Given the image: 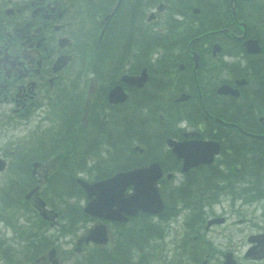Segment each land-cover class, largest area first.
<instances>
[{"label":"flooded vegetation","instance_id":"af4514ba","mask_svg":"<svg viewBox=\"0 0 264 264\" xmlns=\"http://www.w3.org/2000/svg\"><path fill=\"white\" fill-rule=\"evenodd\" d=\"M152 96L159 100L160 117L178 112L176 119L161 123V158L149 161L162 164L165 177L168 172L170 178L192 177L201 168L183 170V159L173 155L168 138L216 140L221 158L214 162L226 168L217 175L263 177L264 164L259 172L253 162H264V0H0V158L15 152L6 143L23 149L11 137L6 140L7 131L19 132L33 121L38 135L25 161L36 163L34 174L43 168L44 177L59 160L74 162L72 170L79 173L109 153L116 158L120 136L132 147H143L135 153H145L151 149ZM229 123L255 137L244 138ZM135 136L148 142L141 144ZM229 136L239 143L249 140L239 155L226 143ZM36 141L45 149L33 154ZM54 145L60 146L56 153L50 151ZM166 155L168 162L161 160ZM233 159L242 165H223ZM31 184L40 187V178ZM259 192L263 196L254 202L262 200L264 219V182ZM22 198L25 205L38 203L36 192ZM234 200L228 204L233 211ZM214 205L198 201L180 210L189 216L183 239L187 264H226V249L216 255L202 242L210 243L204 235L210 228L226 223V204L222 212ZM262 234L264 229L254 235ZM248 248L244 258L264 264V244Z\"/></svg>","mask_w":264,"mask_h":264},{"label":"rangeland","instance_id":"374dc122","mask_svg":"<svg viewBox=\"0 0 264 264\" xmlns=\"http://www.w3.org/2000/svg\"><path fill=\"white\" fill-rule=\"evenodd\" d=\"M37 128L38 124L33 121L28 126L22 127L19 132L11 130L7 131L6 140H9L11 137L12 143H18L23 146V149L22 147L19 148L22 149L21 158H25L26 152L29 151V149H27L30 146L29 143L32 144V140L38 135ZM45 134L47 135V132H45ZM3 141L4 140L1 139V144ZM35 144L37 150L33 154L40 153L45 149L44 144L41 142L36 141ZM16 145L11 146L6 143L5 148L16 150L18 149ZM30 147L33 148L32 145ZM2 148H4L3 145ZM46 148L49 149V146ZM59 148L60 146L57 147L54 145L53 149L50 151L56 153ZM81 150H84L82 149V146ZM88 154H91V152H88ZM106 157L111 159L112 153L105 155L103 158ZM148 161H150L149 158L144 160V162ZM20 162L21 159L19 162H15V160H11V158H9L5 170L0 173V243L3 244L0 247V264H15L14 262L20 264V262L24 260L27 251L33 250L32 246H29L28 243L22 241L24 235L13 230V225L11 224L14 222L26 231H30L33 234L38 233L50 241V244L44 249L41 255L47 256V250H49L51 246H55V256L60 264H86L83 257L89 252L93 244L87 245L81 242L77 245V239L79 236L85 234L87 228L91 226L95 220L89 216L80 215L74 219L73 224H70L69 219L63 215V208H67L68 205H74V203L77 202L82 207L84 203L80 194L74 196V194L71 195L65 192L59 194V192H56L59 178H63L66 175L69 176L68 171H58V166L61 165V161L59 160L53 164L54 167L57 166L54 173V168L49 166V171L46 174V177H44V170L40 167L39 174H34L33 176V174H28L30 163H28V161ZM90 163L91 162L88 164ZM131 166L125 168H129ZM26 170L28 172H26ZM77 172L78 170L75 172L72 170L71 177H75V175H77L78 177L86 180H93L92 175L96 173L94 171H91L90 173L88 171ZM37 177L40 178L41 182L39 187V191L41 189V197L46 202L47 208L57 212V217L51 221H45L44 219L43 221L41 219L43 221L42 223L36 222L33 224L32 222L35 221L36 218H40L38 216L39 214L32 205H23L21 203V198L22 195L30 188L27 187L29 185L28 179H31L32 182ZM52 177L54 185L48 187V183ZM198 179L201 178L198 177ZM14 182H16V187L18 182V187L20 186V189H23L22 192L24 193L18 196L16 205H11L8 202V194L13 193L15 186L11 185ZM2 183L5 184L3 185ZM169 191L170 189L168 187L165 188L163 185L160 186V192H162L165 199L169 195L167 193ZM54 193L56 196L53 201L51 198ZM60 200H63V203ZM229 201V198L222 197L218 202H215L213 208L217 212L223 211V207L221 205L222 203L226 204V223L224 225H217L210 228L207 233H204L205 238L208 239L210 243L205 241L202 242L208 252L212 251L218 255L222 249H226V251H231L233 253L234 258L236 261H239V264H251V260L244 258L243 255L249 245L247 236L251 233H256L259 232V230L264 229V219L261 216V212L263 211L262 200L256 202H246V205H242L245 203L236 199L233 201L234 206L237 207V210L235 211L228 206ZM20 207H22V209H20ZM9 215L10 219L9 221H6ZM186 218H189V216L185 217L184 213L181 212L177 215L145 218L151 223L156 224L154 226H159L158 228L161 231L160 236L155 238L152 237V239L154 238V242L147 247L149 254L146 257L145 264H187V256L183 248V239L185 237L187 225ZM237 219H241V222H238ZM121 228L122 227H117L115 224L108 225L109 242L105 245V249L116 246L117 239H120L118 238V232ZM202 229L201 224V230ZM181 235H183V237ZM6 246L11 247L9 248L11 259L6 256L7 251L4 252ZM26 264L46 263L40 259L37 263L35 261H27Z\"/></svg>","mask_w":264,"mask_h":264},{"label":"trees","instance_id":"16d2710c","mask_svg":"<svg viewBox=\"0 0 264 264\" xmlns=\"http://www.w3.org/2000/svg\"><path fill=\"white\" fill-rule=\"evenodd\" d=\"M158 99L155 97L150 98L151 102V117H150V133L149 138L150 142H154L155 144H150L151 149L145 153H135L136 151L133 150L132 144L129 140L125 138L119 137L118 144L116 148L117 150V157L113 158H106L109 160H100L97 162H94L92 164V170H94L98 176L101 177L104 175H107L109 173H112L115 170L119 169H126L125 167L131 166V165H137L142 162H144L145 158H154V159H160L157 153V150L162 145L163 136L160 134L158 130V126L163 122L166 123L168 120H174L178 116V112L174 110H169L167 113H164L162 117L156 114V112L160 109L158 104ZM163 111V110H162ZM246 114H248V111H244ZM177 113V114H176ZM249 115V114H248ZM164 119V121L162 120ZM232 129V128H231ZM244 138H248L247 135H242ZM148 138V139H149ZM136 141H139L141 144H145L146 140H144L142 137L137 140V137L135 136ZM252 139H255L252 137ZM145 141V143L143 142ZM249 141V140H248ZM247 141V143H248ZM231 143L235 142L230 141ZM246 143V144H247ZM245 142L236 143L233 147L234 151L232 154H238L240 151L244 149V146L246 145ZM160 145V146H159ZM87 146H85L86 148ZM110 148V147H109ZM86 150H89V147L86 148ZM111 150V148L109 149ZM82 151V150H81ZM155 151V154H154ZM149 152L153 153L152 155L149 154ZM255 152L251 153L252 155H257L259 153ZM239 155V154H238ZM167 158V157H166ZM164 158L162 160L167 161L168 160ZM227 158V157H226ZM231 161L226 160V165L230 166ZM77 166H83V162L76 163ZM242 165V163H239ZM253 164H256L255 166L258 167L257 171H261V165L264 164L263 161L260 159L257 162H253ZM75 165L74 162L68 163L66 161H61V165L58 166V171L62 172L64 170L68 171L69 176H64L63 178H59V181L57 182L56 192H59V194H62V192L71 194V195H78L80 194V189L78 187V184L75 182L74 177H71L72 173V166ZM57 169V168H56ZM55 169V171H56ZM54 171V172H55ZM199 171L201 172H212L214 175L210 178H204L203 180H194V178H188V180L184 184H179L177 188H175L174 193L169 194L167 196L168 201V208L174 209V205L177 203H181L183 205H187L190 203H195L199 201L198 197L201 198V196H212L218 193L220 190H222L224 187L226 188H232V192H234V195H240L243 197H259L263 196L260 194L261 187L264 182V176L260 177L254 173H248L244 176V178H237V177H231V178H224L220 179V175H217L220 170L218 169L217 165L215 167L212 166H201L199 168ZM53 172V173H54ZM264 175V173H263ZM49 180V179H48ZM226 181V184L223 182ZM245 184V185H244ZM53 177L50 178V181L48 183V187L53 186ZM163 186L166 187L165 184ZM192 187H195V191L192 190ZM189 188V189H186ZM201 188L204 190L201 191ZM56 194L54 193L52 195V200L54 201ZM63 203V200H60ZM22 209V207H20ZM81 209L77 207L76 205H68L67 208H63V215L69 219L70 224H73L74 219L78 216L82 215ZM145 215H140L138 217L130 218V221L128 223H122L119 224V227H122L121 230L118 232V238L116 241V246L109 249H100L99 246L92 247L89 252L83 257V260L86 262V264H145L146 257L148 256L149 252L147 251L148 245L150 246L153 244V240L155 237L160 236V229L151 223L150 221L145 219ZM9 217L6 219V221H9ZM42 223L43 221L40 218H36L35 221L32 223ZM13 230L18 232L19 234L24 235L23 236V242L28 243L29 246L33 247L32 251H27L26 256L23 261L20 262V264H26L27 261H34L41 252L44 251V249L50 244V241L45 238L44 236L39 235L38 233H32L30 231H26L21 226H19L16 222L13 224ZM33 234V235H31ZM152 237H154L152 239ZM9 246H6V249L4 252H6V256H8L9 259H11L10 252H9ZM17 264L16 262H14Z\"/></svg>","mask_w":264,"mask_h":264},{"label":"water","instance_id":"95a60500","mask_svg":"<svg viewBox=\"0 0 264 264\" xmlns=\"http://www.w3.org/2000/svg\"><path fill=\"white\" fill-rule=\"evenodd\" d=\"M168 142L173 143L170 140ZM175 144L174 150L178 156L183 157L185 168L200 161H210L212 154L218 150L215 143L193 141L185 142L181 147L177 146L181 143L175 142ZM161 174L162 170L159 164L153 162L148 166L119 171L106 179L92 183L77 179L89 198L84 212L111 220H126V215H134L140 210L147 213L159 212L164 206L157 188V180ZM128 186L133 188V192L130 194L125 192ZM40 204L43 205V201ZM85 240L105 242V226L96 224L91 227ZM53 252L54 249H51L49 254L51 255Z\"/></svg>","mask_w":264,"mask_h":264}]
</instances>
